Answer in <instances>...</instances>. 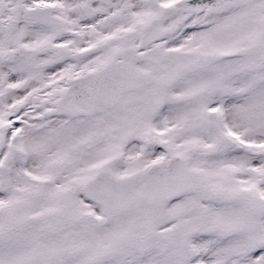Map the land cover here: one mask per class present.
Masks as SVG:
<instances>
[{
  "label": "snow or ice",
  "instance_id": "obj_1",
  "mask_svg": "<svg viewBox=\"0 0 264 264\" xmlns=\"http://www.w3.org/2000/svg\"><path fill=\"white\" fill-rule=\"evenodd\" d=\"M0 264H264V0H0Z\"/></svg>",
  "mask_w": 264,
  "mask_h": 264
}]
</instances>
